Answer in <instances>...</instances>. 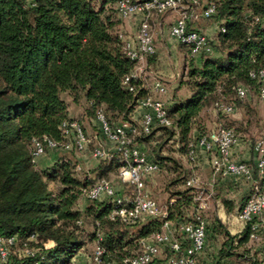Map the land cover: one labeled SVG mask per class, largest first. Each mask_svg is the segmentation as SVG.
Masks as SVG:
<instances>
[{"label": "trees", "instance_id": "16d2710c", "mask_svg": "<svg viewBox=\"0 0 264 264\" xmlns=\"http://www.w3.org/2000/svg\"><path fill=\"white\" fill-rule=\"evenodd\" d=\"M114 3L0 0V235L16 238L0 264H73L89 242L102 247L105 262L123 264L125 258L137 253L141 238L160 231L164 221L178 223L194 218L191 208L197 190L185 185L191 170L186 174L180 171L175 165L178 158H172L178 188L172 192L175 200L165 206L167 214L127 224L109 217L111 197H87L88 189L99 179L113 171L118 173L125 164L122 154L100 159L90 172L78 176L75 172L82 168L74 154L79 152L63 146L68 139L62 124L76 121L69 116L64 93L73 102L83 99L87 113L95 118L101 109L114 126L134 123L137 101L149 92L137 78L124 83L136 60L123 48ZM210 3L215 5V12L207 19L213 18L217 24L212 52L195 57L190 55L189 46L181 45L190 58L183 82L188 95L177 98L174 94L167 103L170 126H156L135 138L142 150L150 137L161 132L177 139L178 155H186L190 143L207 132L198 123L206 105L214 108V103L222 100L235 107L234 101L244 98L237 94L240 85L256 90L259 97L261 82L250 73L264 70V0H207L206 5ZM189 28L194 27L189 24ZM193 60L198 61L193 64ZM222 126L236 133L233 126ZM44 138L56 142L59 156L51 165L39 168L33 141ZM257 140L249 144L252 153ZM146 155L159 168L171 159L158 151ZM243 162L255 172V158L251 163ZM51 183L57 186L52 188ZM125 192L116 189V194ZM81 196L87 199L83 206L77 204ZM246 198L240 200V208ZM223 202L231 208L230 200L223 198ZM258 221L244 222L242 229L231 235L219 220L210 224L207 220L206 240L209 232L212 237L221 234L223 238L216 264H263L249 246ZM49 242L53 245L47 246ZM25 248L32 254L24 253ZM225 258L229 262L222 261Z\"/></svg>", "mask_w": 264, "mask_h": 264}, {"label": "built area", "instance_id": "2783aa9c", "mask_svg": "<svg viewBox=\"0 0 264 264\" xmlns=\"http://www.w3.org/2000/svg\"><path fill=\"white\" fill-rule=\"evenodd\" d=\"M195 3L196 0H115L114 5L119 17L124 20L135 16L140 17L136 32L132 37L120 33L126 54L136 60V65L125 77L124 83L129 78L143 81L142 72L146 59L156 52L149 22L153 15L162 14L168 10H177L178 16L169 27V36L179 45L189 46L191 56L196 57L212 52L210 37L199 29H190L189 24L197 19L209 18L215 12V5L210 3L202 10L196 11ZM250 75L259 78L261 82L259 98L264 100V70L257 73L251 72ZM149 87L147 95L137 101L136 109L140 110V115L134 119L135 123L123 122L110 126L101 109L96 114L99 132L106 141L112 144V147L105 148L98 145L92 149L91 156L100 160L110 157L113 153H121L125 164L118 170V181L130 187L132 191L131 194H116V189L110 181L101 178L88 189L87 197L90 199L111 197L113 208L109 217L119 218L127 224L147 218L164 217L167 214L166 209L158 204L147 188V182L152 181L160 171L159 165L151 161L144 150L134 142L137 136L148 134L156 126L171 125L166 104L160 97L167 92L165 84L153 78ZM247 92L246 87L242 85L237 87V94L240 97H245ZM214 110L233 114L235 107L219 100L214 103ZM62 131L68 139L63 145L65 149L75 148L80 153L86 150L90 138L77 121L64 122ZM238 144L239 139L234 130L218 124L214 129L200 135L195 142L190 143V150L188 154L181 157V161L193 169L199 152L202 151L209 155V164L214 175L233 176L250 182V192L237 214L241 222H246L257 218L264 212V140L259 139L252 146L256 164L255 172L247 163L233 159V149ZM56 147V142L50 138L34 140L33 155L37 158L43 155L46 149ZM76 168L79 169L80 165L78 164ZM200 184V178L194 173L185 180L187 187L200 189L194 196L192 206L194 218L178 223L170 220L164 221L160 231L141 238L137 253L125 258L123 264H195L196 255L206 245L208 223L202 211L205 210L206 199L210 196L203 188L201 189ZM169 202L172 203V199ZM15 242L14 236L0 235V258L2 260L6 258ZM50 245H53V242L47 244V246ZM23 252L32 254L26 248ZM102 255V247L96 244L90 257V264H114L105 262Z\"/></svg>", "mask_w": 264, "mask_h": 264}, {"label": "rangeland", "instance_id": "374dc122", "mask_svg": "<svg viewBox=\"0 0 264 264\" xmlns=\"http://www.w3.org/2000/svg\"><path fill=\"white\" fill-rule=\"evenodd\" d=\"M206 3L207 0H196V3L194 4L195 10H202ZM114 16L118 20L117 31L122 33L124 36L132 37L136 32L138 22L136 23V28L133 31H128L125 27V24L130 21L135 22V17L124 20L118 16L117 12H115ZM177 16V10H168L162 14L153 15L150 17L149 22L153 34V42L156 52L153 56H150L146 59V64L143 66L144 70L142 72V74H144V79L142 82L147 86V91L149 90L148 88H150L148 84L153 78H157L165 84L167 92L161 97V99L166 105L173 99L174 94L177 98L188 95V88L183 82L187 80L186 74L190 64L189 55L187 54L186 49L181 45H176L175 48L170 50V48H166L165 44L162 43V40L167 37L166 34L169 31L171 23ZM190 25L206 33L210 37L211 41H215L217 24L213 18L197 19L196 21L191 22ZM155 36L158 38V41L155 40ZM197 61L193 60V64L197 63ZM63 97L69 103V116L80 124L85 134L88 136V138H90V143L88 144L86 150L81 153L79 152L74 154L75 158L79 160L78 162L82 168V170H78L75 173L78 176H83L86 171L90 172L96 166V164L99 163V160H96L91 156L92 149L98 145L108 148L107 141L99 132L98 123L95 116L87 113V106L84 100L81 99L78 102H73L65 93L63 94ZM234 104V113L228 115L218 113L216 110H214L211 104L206 105L198 117V123L202 130L208 131L210 129H214L218 124L231 125L236 129L239 144L251 146L249 144H252L257 139L264 140V100L258 97L257 91L249 88L247 95L243 99L235 100ZM160 133L157 132L155 135L150 137L149 140L145 142L143 150L150 156H153V154L158 151L161 156L171 158L169 162L163 163L161 165V170L153 177V180L147 182V188L151 196L162 208H165V206L169 203V200L172 199V192L178 188V186L174 184L177 182L174 181L177 177V172L172 171V158H178L179 163L175 162V165L178 166L180 171L184 172V174H186V170H189V167L184 165V163L181 161V157L183 155H178L179 148L177 139H169V137L162 135V133L160 135ZM58 156L59 154L55 158ZM196 171L197 172H194V174L200 178L201 189L210 188L211 186L208 184L210 180L209 176L211 175L210 168L207 170ZM117 175V171H113L108 174L105 179H108L115 189L122 188V190L126 191V194H131V188L126 185H122L118 181ZM56 186L57 184H50V187L52 188ZM194 189L200 190L197 188ZM219 193H221V195ZM212 194L214 195L213 200H210V206L208 209L202 211L203 217L206 219V221L208 220L209 224L212 222V220L217 219L220 221V224L223 225L224 229H226L231 235L237 234L240 230L239 228L241 226V221L238 219L236 214H228L227 210L225 209L226 207L223 202V198L228 199L234 197V195L236 199L240 198L242 196L241 191L238 190L235 192L234 190V192H230L226 187L222 189L213 188ZM216 200V204L218 206H215ZM230 202L232 203V201ZM85 203H87V199L84 196H81L77 201V204L80 206H83ZM192 210L193 207L191 208V211ZM263 220L264 218L257 222L255 229L256 232L253 234L254 236H251L250 238L249 246L251 247V250L254 248H261L264 250ZM85 227L88 230L91 228L87 224H85ZM208 238V241L216 246H219L223 239L221 234H217L216 237H212L211 232H209ZM94 247L95 242L87 243L86 246H84V248L81 249L74 258L73 264H90V257Z\"/></svg>", "mask_w": 264, "mask_h": 264}, {"label": "crops", "instance_id": "0c3cea01", "mask_svg": "<svg viewBox=\"0 0 264 264\" xmlns=\"http://www.w3.org/2000/svg\"><path fill=\"white\" fill-rule=\"evenodd\" d=\"M134 19L136 20L135 22L130 21V22H127L125 24L126 25L125 27L128 31L135 30V28H136L135 25L139 21L140 17L135 16ZM168 33H169V31H168ZM168 33L166 34L168 38L165 37V39L162 40V43L165 44L166 48H170V50H172V48H175V46L179 45V44L176 43L169 36ZM154 38L156 41H158V38L156 36ZM157 45H158V43H157ZM149 84H151V82ZM149 84H148V86H150ZM160 97H162V96H160ZM139 115H140V110L135 109L134 112L132 113V119H136L137 117H139ZM107 145H108L107 146L108 148L112 147V144L109 141H107ZM58 154H59V152L55 149L48 150L47 153L38 156L36 158L35 162L39 168H44V167L50 165L54 161V159H56L55 157ZM233 159L236 161H247L249 163H251L250 161H254L253 153L251 151L250 146H244L243 144H238L233 149ZM209 168L211 170V175L209 176L210 180H209L208 184L211 187L207 188V189L203 188L204 191H206L210 194L209 198L206 199L207 205H206L205 210L208 209V207L210 206V200H213V196H214L212 194L213 188H217V189L221 188L222 189V188L226 187L227 190L230 192H234V190H235V192L238 190L241 191L242 196L240 198L236 199L235 195H234V197L228 198L229 200L231 199L230 201H232V203L230 204L231 208H225L227 210L228 214L234 213L237 216V214H238L237 212L240 208V204H237V203H240V200L249 194L250 182H248L247 180H244L242 178H236L233 176L223 177L221 175H214L212 172L211 166L209 164V155L206 154L205 152H202V151L199 152L198 160L194 164L193 169L192 168H188V169L191 170V173H194V172H197L196 170H207ZM219 194L221 195V193H219ZM174 200L175 199L172 198V201H174ZM216 203H217V200L215 202V206H218ZM222 209H223V206H222ZM263 218H264V212L260 216H258L256 219L261 221ZM240 225L241 226L239 229L241 230L243 225H244V222H240ZM218 247L219 246L213 245L211 242L206 240V245H205L204 249L196 255L197 264H216L217 260H218V258H217ZM253 250L257 252V255L259 256V258L262 260V262L264 264V250L261 248H257V249L254 248ZM222 261H228L229 262V258L222 259Z\"/></svg>", "mask_w": 264, "mask_h": 264}]
</instances>
